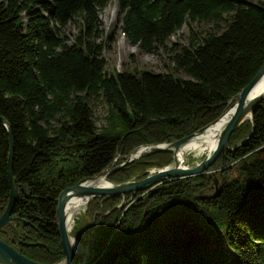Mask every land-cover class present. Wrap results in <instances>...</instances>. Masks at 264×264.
<instances>
[{
	"label": "trees",
	"instance_id": "1",
	"mask_svg": "<svg viewBox=\"0 0 264 264\" xmlns=\"http://www.w3.org/2000/svg\"><path fill=\"white\" fill-rule=\"evenodd\" d=\"M114 1L116 29L147 53L173 50L168 43L184 25L207 22L212 31L176 51L172 71L109 72L100 12ZM70 22L79 24L74 38L64 32ZM263 64L264 0H0V116L11 127L20 191L0 238L36 262H61L57 207L67 187L123 163L137 147L212 124ZM91 98L109 107L100 129ZM9 138L0 119V216L11 191ZM263 147L264 100L208 169H220L218 196L204 193L215 180L203 173L92 198L91 264H264ZM173 156L145 152L108 179H143Z\"/></svg>",
	"mask_w": 264,
	"mask_h": 264
},
{
	"label": "water",
	"instance_id": "2",
	"mask_svg": "<svg viewBox=\"0 0 264 264\" xmlns=\"http://www.w3.org/2000/svg\"><path fill=\"white\" fill-rule=\"evenodd\" d=\"M264 76V64L257 72L255 77L239 92L235 98L236 101L232 107L233 113L230 116L228 122L226 123L222 133L220 141L212 152V154L206 156L201 162L197 163L194 167H181L179 163H177L176 159L174 158L173 163L170 166H165L158 170V172L149 174L147 177L143 179H133L123 183H112V186H96L93 184H87L89 180H94L97 176L104 175L106 179H108V175L114 172L116 169L122 167L123 165L131 162L135 158L139 156L132 157V154L141 147L143 149H148L147 153H157V152H165L174 150L178 151L186 142H188L195 134L205 130L208 126H205L198 130L197 132L185 136L179 140L170 142V143H159V144H152V145H143L140 147L135 148L131 154L128 156L124 164L114 165L110 164L105 170L100 172L97 175L91 177L82 178L76 184L67 187L60 195L58 199V207H57V224H58V234L61 238V243L64 248L65 252V259L57 264H91L95 258L94 252V243L96 241V233L89 243L88 251L82 253L84 257V261L79 259V255L74 250L73 246L71 245L70 241V234L68 232L67 226V205L69 201L73 197H83V198H90V200L94 197H110L113 195H125L126 193H136L137 191H149L152 190L154 187L163 183L167 180L174 179V178H181V177H188V176H195L201 175L206 173L208 169L216 162L219 158L222 150L225 147H229V140L231 134L246 120L251 119L253 112L256 106L264 100L263 96L254 97L249 99V94L256 86V84L261 80ZM229 110H227L223 115H225ZM222 115V116H223ZM1 121L5 124V126L9 130L10 136V158H9V169H8V177L10 183V198L8 202V206L4 213L0 216V231L4 228L5 225L11 223L13 220V211L15 204L19 198V187L14 184L13 181V158H14V144L12 139V131L11 127L6 121V119L0 116ZM220 119V118H219ZM217 121V120H216ZM214 121L213 123H215ZM212 123V124H213ZM211 125V124H210ZM264 151V147L261 149ZM109 180V179H108ZM215 180V192L212 194V197H216L219 195V182L216 178ZM207 196H202L205 198ZM94 222V220H93ZM93 228V223L90 224V228ZM92 233V230H90ZM86 259V260H85ZM0 262L4 264H43L40 262H36L31 260L30 258L26 257L24 254L19 252L16 248H14L11 244L7 243L6 241L0 238Z\"/></svg>",
	"mask_w": 264,
	"mask_h": 264
},
{
	"label": "rangeland",
	"instance_id": "3",
	"mask_svg": "<svg viewBox=\"0 0 264 264\" xmlns=\"http://www.w3.org/2000/svg\"><path fill=\"white\" fill-rule=\"evenodd\" d=\"M253 1H258V0H253ZM115 7H117L118 10V5L116 1L111 2L100 12V18L103 21V28H104L103 39H105V42L108 45L104 54L108 61L106 69L109 72L124 71V70L130 71L134 69L136 70L147 69L154 72L172 71L175 66V63L172 60L173 54L176 51H180L183 46H189V44L192 42V39L194 41L195 40L200 41L204 36L208 35L212 31L211 25L207 22L194 23L192 25H184V27L181 30H179L176 34H174L171 37L168 43L169 47H174L173 50H159L156 53H147L142 51L138 46H133L128 41L127 37L122 32H120V30L118 31L116 29L117 12L113 13ZM225 23L226 22H223V25ZM225 26L226 24L224 25V27ZM78 30H79L78 22L75 23L70 22L65 27L64 32H66V34L69 35L70 37L74 38V36L78 33ZM110 35H113V37L115 38L113 42L107 38ZM178 74L184 78L189 77V75H187L182 70H179ZM89 105L93 110L96 125L98 126L99 129L102 128L105 125L106 116L109 111L107 102H105L103 99L100 98H91L89 99ZM226 148L229 147H225L224 149ZM171 151L174 152V150ZM205 157L197 158L193 154H189L186 163L189 165V167H194L197 163L201 162ZM173 160H174V156H173ZM124 162L121 164H124ZM159 169L161 168H152L150 170V174L158 172ZM206 173L207 175L211 176V178L213 179L216 178L219 182V185H221L220 183L222 179L220 175V169L208 170ZM237 175H238L237 172L233 170L229 174L227 180H232ZM214 190H215V186L213 187V189L206 190L204 193L205 194L212 193ZM123 204L124 202L121 205ZM87 207L88 205L83 207L82 210L77 215L74 228L71 232L73 236H75L80 240L86 251H88L89 243L93 239L96 231V227L94 226L93 220L90 218V215L87 214L86 211ZM91 223H93V228L92 227L90 228ZM90 230H92V233H90ZM78 255H79V259L81 261H84L83 255L82 254H78ZM0 264H4V263L0 262Z\"/></svg>",
	"mask_w": 264,
	"mask_h": 264
},
{
	"label": "bare ground",
	"instance_id": "4",
	"mask_svg": "<svg viewBox=\"0 0 264 264\" xmlns=\"http://www.w3.org/2000/svg\"><path fill=\"white\" fill-rule=\"evenodd\" d=\"M114 12L115 13L117 12V7H115V9L113 10V13ZM263 95H264V76L261 78V80L256 84V86L249 94V99ZM228 110L229 111L225 115L221 116L220 119H218L215 123L209 125L205 130L195 134L178 151H176L174 158L176 159L177 163L180 164L181 167L189 168V165L186 163L189 154H193L197 158L205 157L212 154V152L215 150V148L217 147L220 141L221 133L226 123L228 122L230 116L233 113L232 107H230ZM145 151L147 153L148 149H143V147H141L140 150L132 154V157L142 155V153ZM87 184H93L96 186H106V187L112 186L110 180L106 179L104 175L97 176L96 178H94V180H89ZM89 201L90 198L73 197L67 205V210H66L67 226H68L67 228L71 236L70 238L71 245L73 246L77 254H82L86 250L84 249L83 244L80 242V240L75 236H73L71 232L74 228L77 215L82 210V208L88 204Z\"/></svg>",
	"mask_w": 264,
	"mask_h": 264
},
{
	"label": "built area",
	"instance_id": "5",
	"mask_svg": "<svg viewBox=\"0 0 264 264\" xmlns=\"http://www.w3.org/2000/svg\"><path fill=\"white\" fill-rule=\"evenodd\" d=\"M120 158V156H118L116 159Z\"/></svg>",
	"mask_w": 264,
	"mask_h": 264
}]
</instances>
